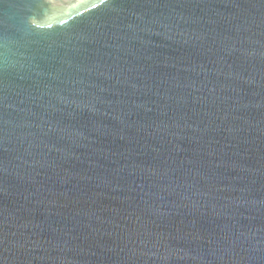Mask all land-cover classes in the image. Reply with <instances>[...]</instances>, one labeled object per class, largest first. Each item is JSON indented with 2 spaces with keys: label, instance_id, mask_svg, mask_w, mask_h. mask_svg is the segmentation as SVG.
<instances>
[{
  "label": "water",
  "instance_id": "obj_1",
  "mask_svg": "<svg viewBox=\"0 0 264 264\" xmlns=\"http://www.w3.org/2000/svg\"><path fill=\"white\" fill-rule=\"evenodd\" d=\"M0 264H264V0H0Z\"/></svg>",
  "mask_w": 264,
  "mask_h": 264
}]
</instances>
